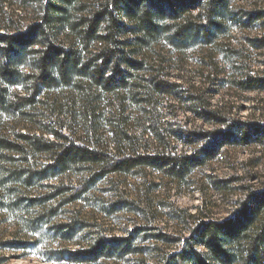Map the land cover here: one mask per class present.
<instances>
[{
	"label": "trees",
	"instance_id": "obj_1",
	"mask_svg": "<svg viewBox=\"0 0 264 264\" xmlns=\"http://www.w3.org/2000/svg\"><path fill=\"white\" fill-rule=\"evenodd\" d=\"M7 1L26 4L25 0H0L1 6ZM32 1L28 6H35L29 8L33 18L24 28L15 23L11 28L0 27V127L6 120L18 119L33 126L41 108V116L48 113L54 127L18 133L14 143L0 135V165L15 155L26 160L46 156L47 162L39 172H10L0 166V207L2 197L10 203L16 197L18 202L4 209H41L40 219L51 218L59 207L49 209L47 205L67 188L52 186L55 191L42 199L17 197L16 192H27L34 182L84 167L95 174L90 182L115 175L136 176L137 170L149 169L181 185L195 170L203 169L223 144L264 145L261 128L212 108L204 101L206 89L192 86L186 92L180 82L166 79L165 58L183 55L197 42L200 31V38L209 43L223 30L231 0ZM193 6L199 9V16L191 15ZM240 14L235 13L234 18ZM263 18L264 12L255 13L248 21ZM166 21L171 25H165ZM238 88L264 91V76L247 73ZM164 99L173 103L186 100L194 106L192 112L199 122L215 129L182 127L170 135L157 116ZM134 107L142 116L136 126L130 125L128 117V110ZM61 119L77 125L62 134ZM148 136L158 147L153 154L143 152ZM170 136L191 153L174 152L167 142ZM209 139L216 145L195 148ZM84 188L86 185L64 199L62 206L80 199ZM177 218L183 225L180 235L155 236L162 246L156 249L160 264H264V189L248 191L227 218L213 220L186 212L177 213ZM79 227L73 221L59 228L70 241ZM138 231L112 237L99 234L87 249L67 253L79 263L123 259L134 254ZM171 247L175 250H164Z\"/></svg>",
	"mask_w": 264,
	"mask_h": 264
},
{
	"label": "rangeland",
	"instance_id": "obj_2",
	"mask_svg": "<svg viewBox=\"0 0 264 264\" xmlns=\"http://www.w3.org/2000/svg\"><path fill=\"white\" fill-rule=\"evenodd\" d=\"M25 3L7 1L3 6L0 3V27L11 28L15 23V26L24 28L31 22L33 16L29 8L35 6L28 5L34 2L25 0ZM85 3L90 4L88 1ZM190 12L194 17L199 16V9L195 6ZM263 12L264 0H231L229 12L222 22L223 30L221 28L209 43L200 38L202 32L198 31L199 39L183 55L177 58L169 54L165 58V73L166 79L180 82L183 91L191 90L192 86L206 89L204 101L212 108H221L230 119L264 131V91L243 92L238 88L239 81L247 73L253 77L264 76V18L248 21L250 16ZM235 13H241V16L234 18ZM166 38L163 41L168 45ZM185 101L173 103L164 99L159 106L157 116L164 128L169 129L170 135L173 131L179 132L182 127L203 131L215 129L199 122L192 112L194 106ZM41 110H38L40 115L33 118V126L19 119L3 122L1 137L14 143L16 134L34 133L35 127L53 130L54 121L48 113L41 116ZM128 114L130 125L136 126L141 114L136 107L128 110ZM61 121L64 127L62 134L67 135L66 129L77 125L71 124L70 120ZM74 133L75 140H78L79 132ZM145 141L142 145L147 150L143 152L155 153L158 148L155 141L150 136ZM167 142L178 154L191 153L188 147L171 136ZM212 145L216 143L209 139L195 148H209ZM216 151L203 169L195 170L181 185L149 169L137 170L139 174L136 176L115 175L90 182L95 174L84 167L82 171H68L64 176L46 182H34L27 192H16L17 197L22 195L21 198L42 199L53 193L55 186L67 188L63 196L47 205L49 209L59 207L57 215L51 218L40 219L41 209H30L29 212L20 206L11 211L4 209L18 202V199L14 197L10 203L7 197H2L0 264H160L156 249L162 246L156 243L155 236L180 235L183 225L177 213L186 212L221 220L230 216L248 191L264 189V145L252 142L246 145L223 144ZM45 157L26 160L21 155H15L11 156L9 163L4 162L0 166L10 172L24 169L39 172L47 165ZM85 185L87 188H84L80 199L62 206L64 199L82 190ZM73 221L79 223V231L72 240L67 241L59 227ZM137 229L139 231L133 247L135 252L123 259L112 257L79 263L67 253L87 249V244L99 234L106 237L124 236ZM172 248L175 247L164 250H175ZM199 249L202 250V247Z\"/></svg>",
	"mask_w": 264,
	"mask_h": 264
}]
</instances>
